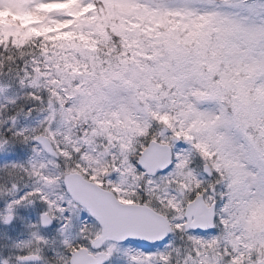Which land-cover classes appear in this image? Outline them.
<instances>
[{
	"label": "snow or ice",
	"instance_id": "snow-or-ice-1",
	"mask_svg": "<svg viewBox=\"0 0 264 264\" xmlns=\"http://www.w3.org/2000/svg\"><path fill=\"white\" fill-rule=\"evenodd\" d=\"M0 264H264V0H0Z\"/></svg>",
	"mask_w": 264,
	"mask_h": 264
}]
</instances>
